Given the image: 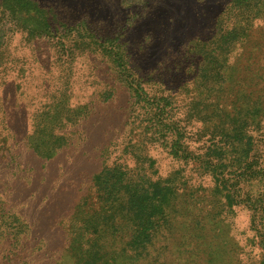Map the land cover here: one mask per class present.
<instances>
[{"label": "trees", "instance_id": "16d2710c", "mask_svg": "<svg viewBox=\"0 0 264 264\" xmlns=\"http://www.w3.org/2000/svg\"><path fill=\"white\" fill-rule=\"evenodd\" d=\"M0 1L4 15L19 17L30 30L28 22H38L48 34L66 27V34L99 42L98 54L110 72L115 62L121 68L114 74L116 82H141L129 85V93L134 92L129 99L135 105L143 96L142 105L127 109L125 145L97 132L90 122L95 107H66L59 123L45 111L31 124L29 112L51 94L44 81L34 80L31 86L39 92L30 95L29 81L17 89L9 77L3 80L7 69L16 71L21 65L6 62L0 51V264H117L120 259L125 264H213L204 257L201 239L209 226L233 213L243 198L236 176L244 174L250 159H257L253 135L264 128V61L244 64L258 84L257 89L249 87L257 96L248 95L247 107H205L206 97L198 114L193 100L185 105L176 95L180 87L170 85L192 64L205 73L209 43L195 23L205 17L202 10L211 13L224 0H162L156 13L135 22L126 16L123 0H116L115 10L109 6L112 0H26L29 7L12 5L9 11ZM116 44L117 50L110 48ZM73 54L69 66L77 62ZM195 55L204 67L200 60L186 63ZM22 66L27 80L28 63ZM154 69L165 72L156 74L158 82ZM93 83L98 87L100 81ZM111 86L104 82V91H113ZM46 114L52 117L44 119ZM196 142H202L201 151L193 148ZM172 163L180 166L169 167L164 175ZM259 167L254 171L253 166L250 181L264 178L262 163ZM259 173L262 178L255 176ZM146 205L149 214L144 213ZM254 222L252 231L261 232ZM76 224L77 230L88 231L80 246L73 244ZM259 240L261 246L264 237Z\"/></svg>", "mask_w": 264, "mask_h": 264}, {"label": "rangeland", "instance_id": "374dc122", "mask_svg": "<svg viewBox=\"0 0 264 264\" xmlns=\"http://www.w3.org/2000/svg\"><path fill=\"white\" fill-rule=\"evenodd\" d=\"M162 2V0H123V6L128 9L126 16L135 22L138 17L152 16ZM1 3L0 1V51L2 58L7 59L6 62L8 63H13L14 67L21 65V68H16V71L7 69V73H3V80L5 77H9L16 87L29 81L26 88L30 95L39 92L33 89L31 83L34 80L37 82L44 81L46 83L45 88L51 96L53 95L52 101L50 96L45 104L29 112L31 114L30 123H33L34 117L36 120L40 117L43 118L41 113L45 111L56 115L58 118L54 120V123H59L63 120L62 111L66 107H95L92 112L94 114L97 111V113L93 115L90 122L97 128V132L100 133L101 137L108 133L110 136H114L119 144L125 145L127 134L124 123L127 122L129 115L127 109L143 104L141 103L143 96H139L141 98L135 99L137 103L134 105L133 99H129V94L132 95L134 92L131 90L129 93L128 87L130 84L136 86L141 82H116L117 79H114V74L116 71H121V68L115 62L110 64L112 67L110 72L109 65L98 54L101 51L99 42L97 43L91 38L86 40L77 35L66 34L69 32L68 29L65 30L66 27H61L58 32L53 34H48L49 30L43 28L38 22L35 24L28 22L29 25H33V29L30 30L19 17H14L12 14L10 16L4 15ZM3 3V10L7 11L12 10L10 9L12 5H19L18 8L28 6L26 0H3ZM109 6L115 10L116 0H112ZM201 14L206 15L201 17V20L196 21L195 29L198 28L200 30L199 35L205 36L209 43L206 58L208 66L204 73L203 68L198 70V64H192L188 72L180 74L171 82L170 88L174 87L178 90L180 87L181 94H176L177 98L185 105H187V99H192L191 107H194L198 114H201V107H204V98L206 97L208 102H206L205 107H229L233 104L247 107L248 95L257 96L251 93L249 87L253 85L257 89L258 84L252 81L250 72L244 68V64L248 59L254 60L257 64H262L264 61V0H232V3L230 0H224L221 4L217 3L211 13L202 10ZM151 25L149 24L147 29ZM22 29L24 30L22 31ZM141 29L144 28L141 27ZM44 30L46 33L41 36L39 33H43ZM29 33L31 36L28 37ZM35 39H38L39 42L36 43ZM121 39L119 44L123 43V36ZM87 46H89L90 52L86 50ZM116 46L117 44L110 48L117 50ZM83 48L84 53H80ZM125 50L126 47L123 45L121 51L124 52ZM198 51L201 53V49ZM113 53H117V51H113ZM72 54L77 55L78 58L77 62H73L69 66L71 61V59L69 61V56ZM120 57L118 56L117 59ZM199 60L202 61L204 67L203 59L196 55L193 58L189 57L186 63H197ZM24 62L28 63V69L31 73L27 80L23 76L22 65ZM106 68L109 69L108 72ZM220 70H222V74H217ZM152 72L155 77L160 72L161 75L165 74L162 70L158 73L157 69ZM157 77L155 81H157ZM94 79L100 81L98 87L93 86ZM169 81L170 79H167V82ZM104 82L110 83L113 91H104ZM18 87L17 89H19ZM150 92L152 95V91ZM18 93L19 91L16 94ZM136 94L140 95L139 92ZM50 101L54 103L51 104ZM9 107L10 109L16 108L11 104ZM25 107H31V105L25 103ZM49 117L52 116H45L44 119ZM1 121L3 120L0 119V129L3 125ZM45 123L48 124L49 122L46 121ZM199 127L200 124L194 125L195 130ZM260 130L259 133L253 135L255 139L254 153L257 159H250V166L246 167L244 174L236 176V179L239 180L237 185L242 188V192H239L240 195L243 194L242 200L233 209V213L230 212L218 225L212 224L209 229L207 228L206 231L210 234L203 233L200 248L204 251L206 261L210 259L213 264H264V243L261 246L259 244V238L264 237V178L259 173L255 176L262 178L261 181H250L254 177L252 169L255 168L254 171H258L261 163L262 167L264 166V128ZM193 148L195 151H201L202 142H196ZM122 149L123 146L119 147L120 152ZM5 150L6 145L2 153H5ZM3 155L6 156V154ZM254 160H258V164L254 163ZM166 162H169V159H166ZM179 166V163L169 164L168 167L164 168V175L171 172L167 171L169 167L177 169ZM94 169H99V166L95 165ZM195 180L197 181L196 185H198L200 178L195 175ZM206 183L208 187L213 185L210 180ZM91 202L93 203V199ZM94 208H97V205ZM150 211L146 205L144 213L149 214ZM253 221H255V226L261 229V232L252 231ZM79 227L80 225L76 224L75 230H73V239L76 240L73 241V244L78 246L84 239L82 238L83 235L88 233L87 230L85 232V227H82L80 231L77 230ZM138 243L137 241L136 244ZM84 248L80 250L81 255L86 252V248ZM118 262L117 264H125L121 259Z\"/></svg>", "mask_w": 264, "mask_h": 264}]
</instances>
